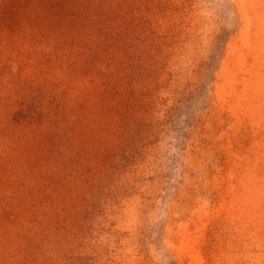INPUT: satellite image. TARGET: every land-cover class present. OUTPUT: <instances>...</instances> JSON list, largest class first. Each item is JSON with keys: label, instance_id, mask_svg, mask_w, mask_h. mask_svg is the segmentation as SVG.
I'll return each mask as SVG.
<instances>
[{"label": "rangeland", "instance_id": "rangeland-1", "mask_svg": "<svg viewBox=\"0 0 264 264\" xmlns=\"http://www.w3.org/2000/svg\"><path fill=\"white\" fill-rule=\"evenodd\" d=\"M0 264H264V0H0Z\"/></svg>", "mask_w": 264, "mask_h": 264}]
</instances>
